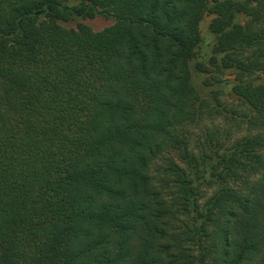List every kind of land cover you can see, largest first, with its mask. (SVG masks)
<instances>
[{
  "label": "trees",
  "instance_id": "trees-1",
  "mask_svg": "<svg viewBox=\"0 0 264 264\" xmlns=\"http://www.w3.org/2000/svg\"><path fill=\"white\" fill-rule=\"evenodd\" d=\"M206 13L252 109L215 159L181 131ZM262 130L264 0H0V264H264Z\"/></svg>",
  "mask_w": 264,
  "mask_h": 264
},
{
  "label": "rangeland",
  "instance_id": "rangeland-1",
  "mask_svg": "<svg viewBox=\"0 0 264 264\" xmlns=\"http://www.w3.org/2000/svg\"><path fill=\"white\" fill-rule=\"evenodd\" d=\"M213 17L214 15L210 13L204 15L200 23L201 42L195 49V55L191 61L192 82L203 99V108H201L200 116L190 125L183 127L181 131L190 138V145L195 153L199 155L206 149L205 151L212 154L215 159L217 157L215 150H222L223 144L250 132L247 115L252 114V109L233 91V86L240 82L241 75L235 69L220 68L217 64L220 62V55L217 56L218 54L214 53L217 36L210 28ZM247 19L248 17L244 14L238 15L237 18L241 23H245ZM78 22L88 24L99 31L113 24L114 20L97 16L92 19L62 22V24L75 27ZM259 77L255 74L248 76V79L259 83L263 81V78ZM252 131L259 133L258 130L252 129ZM216 138L219 140L218 143ZM165 158L161 157L155 162L154 172L157 171V165H166ZM200 186L199 203L202 208L205 201L216 191L217 185L200 183Z\"/></svg>",
  "mask_w": 264,
  "mask_h": 264
}]
</instances>
